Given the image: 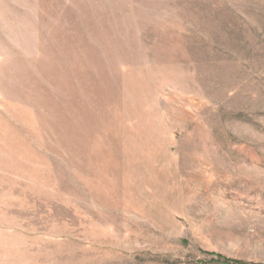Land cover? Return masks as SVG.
<instances>
[{
	"label": "rangeland",
	"instance_id": "1",
	"mask_svg": "<svg viewBox=\"0 0 264 264\" xmlns=\"http://www.w3.org/2000/svg\"><path fill=\"white\" fill-rule=\"evenodd\" d=\"M264 264V0H0V264Z\"/></svg>",
	"mask_w": 264,
	"mask_h": 264
},
{
	"label": "trees",
	"instance_id": "2",
	"mask_svg": "<svg viewBox=\"0 0 264 264\" xmlns=\"http://www.w3.org/2000/svg\"><path fill=\"white\" fill-rule=\"evenodd\" d=\"M213 264H243L236 260H229L227 258H224L222 256L217 255L216 259L212 261Z\"/></svg>",
	"mask_w": 264,
	"mask_h": 264
}]
</instances>
